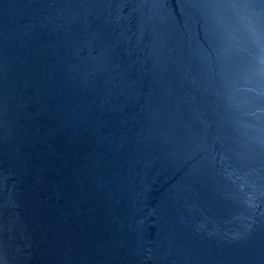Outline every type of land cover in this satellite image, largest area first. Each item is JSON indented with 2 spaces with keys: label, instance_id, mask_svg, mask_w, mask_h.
Returning <instances> with one entry per match:
<instances>
[{
  "label": "water",
  "instance_id": "95a60500",
  "mask_svg": "<svg viewBox=\"0 0 264 264\" xmlns=\"http://www.w3.org/2000/svg\"><path fill=\"white\" fill-rule=\"evenodd\" d=\"M0 264H264V0H0Z\"/></svg>",
  "mask_w": 264,
  "mask_h": 264
}]
</instances>
